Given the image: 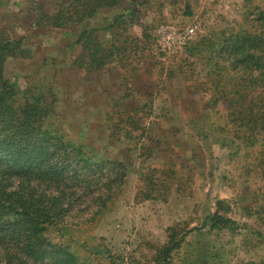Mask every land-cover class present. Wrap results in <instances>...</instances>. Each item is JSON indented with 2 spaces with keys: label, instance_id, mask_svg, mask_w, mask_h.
I'll use <instances>...</instances> for the list:
<instances>
[{
  "label": "rangeland",
  "instance_id": "rangeland-1",
  "mask_svg": "<svg viewBox=\"0 0 264 264\" xmlns=\"http://www.w3.org/2000/svg\"><path fill=\"white\" fill-rule=\"evenodd\" d=\"M62 1L0 0V24L32 52L9 57L5 77L51 105L42 129L81 144L92 160L122 162L125 171L103 211L75 208L46 231L47 239L68 243L97 264H158L159 248L175 228L177 237L188 232L168 264L264 263V181L253 169L257 161L219 128L225 113L209 106L204 78L213 62L189 51L203 38L220 41L246 27L264 0H124L100 10L84 27L99 28L107 43L105 27L121 16L115 20L119 41L141 49L89 74L74 64L83 27L32 25L31 8L42 4L53 13ZM142 34L141 42L131 38ZM200 48L211 54L207 44ZM213 211L233 223L204 225ZM193 227L201 229L189 231Z\"/></svg>",
  "mask_w": 264,
  "mask_h": 264
},
{
  "label": "trees",
  "instance_id": "trees-1",
  "mask_svg": "<svg viewBox=\"0 0 264 264\" xmlns=\"http://www.w3.org/2000/svg\"><path fill=\"white\" fill-rule=\"evenodd\" d=\"M122 1L64 0L53 13L38 4L31 8L32 25L64 28L79 24L83 28L74 42L80 48L74 58L75 69L85 74L101 71L110 63L128 60L132 52L139 55L138 43L119 41L115 20L121 16L105 27L111 33L107 43L99 37V28L84 27L100 10ZM143 37L131 38L141 42ZM193 44L191 54L213 62L214 69L204 78L211 90L209 106L215 109L219 105L225 113L219 128L231 132L244 152L255 156L253 169L260 171L264 181V6L252 13L246 27L220 41L207 43L203 38ZM205 44L212 49L211 54L203 55L200 45ZM141 47L147 48V43ZM31 55L23 39L12 38L0 24V264H97L83 260L68 243L50 241L46 231L70 217L75 208L83 212L94 206V213L103 211L108 201L117 197L125 165L118 160H92L81 144H71L42 129L52 114L51 105L41 96L18 89L4 73L9 57ZM143 195L148 196V192ZM205 221L209 228L233 223L216 211ZM198 229L201 227L189 231ZM169 231L168 241L159 248L163 262L156 258L158 264L169 263L188 232L177 237L175 228Z\"/></svg>",
  "mask_w": 264,
  "mask_h": 264
},
{
  "label": "crops",
  "instance_id": "crops-1",
  "mask_svg": "<svg viewBox=\"0 0 264 264\" xmlns=\"http://www.w3.org/2000/svg\"><path fill=\"white\" fill-rule=\"evenodd\" d=\"M105 74V73H104Z\"/></svg>",
  "mask_w": 264,
  "mask_h": 264
}]
</instances>
